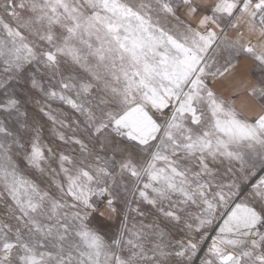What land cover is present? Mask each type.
Segmentation results:
<instances>
[{
	"label": "rangeland",
	"instance_id": "374dc122",
	"mask_svg": "<svg viewBox=\"0 0 264 264\" xmlns=\"http://www.w3.org/2000/svg\"><path fill=\"white\" fill-rule=\"evenodd\" d=\"M187 1L0 0V264H264V161L210 138Z\"/></svg>",
	"mask_w": 264,
	"mask_h": 264
},
{
	"label": "crops",
	"instance_id": "0c3cea01",
	"mask_svg": "<svg viewBox=\"0 0 264 264\" xmlns=\"http://www.w3.org/2000/svg\"><path fill=\"white\" fill-rule=\"evenodd\" d=\"M182 13L194 34V66L206 74L211 140L224 139L227 155L239 145L264 161V0H188ZM153 129L149 119L150 139Z\"/></svg>",
	"mask_w": 264,
	"mask_h": 264
},
{
	"label": "built area",
	"instance_id": "2783aa9c",
	"mask_svg": "<svg viewBox=\"0 0 264 264\" xmlns=\"http://www.w3.org/2000/svg\"><path fill=\"white\" fill-rule=\"evenodd\" d=\"M258 1H260V0H249V2L251 4H256V3H258ZM168 113H169V116H171L173 114V108L172 107L168 110ZM103 202L104 201L102 199H99V201H98L99 204H102Z\"/></svg>",
	"mask_w": 264,
	"mask_h": 264
},
{
	"label": "water",
	"instance_id": "95a60500",
	"mask_svg": "<svg viewBox=\"0 0 264 264\" xmlns=\"http://www.w3.org/2000/svg\"><path fill=\"white\" fill-rule=\"evenodd\" d=\"M234 257H235V256H234L232 253H228V254H226V256H223V257L221 258V260H222L223 262H229V261H231Z\"/></svg>",
	"mask_w": 264,
	"mask_h": 264
}]
</instances>
